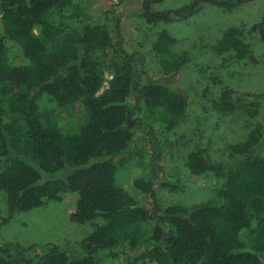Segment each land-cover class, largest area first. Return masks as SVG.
I'll use <instances>...</instances> for the list:
<instances>
[{"label": "trees", "instance_id": "16d2710c", "mask_svg": "<svg viewBox=\"0 0 264 264\" xmlns=\"http://www.w3.org/2000/svg\"><path fill=\"white\" fill-rule=\"evenodd\" d=\"M252 1L199 0L178 16L184 20L193 15L202 2L232 10ZM0 16V198L6 210L3 215L0 207V232L16 214L42 208L66 193L78 196L72 222L92 227L79 243L81 254L72 256L54 243H3L0 264H120L128 249L141 250L137 258H129L130 264H264L261 129L226 146L224 163L214 162L208 149L188 153L189 172L214 186V195L203 204L162 209L151 178L135 179L132 191L117 185V158L129 150L138 123L158 160V137L186 117L192 96L171 80L190 57L172 51L177 40L169 32L162 31L153 44L164 77L138 84L133 56L116 47L108 29L120 30L117 20L73 29L60 19H79L74 0H0ZM164 16L145 13L151 24ZM260 28L264 43V16ZM218 46V51L232 53L227 60L238 64L253 52L238 27L227 29ZM16 53L25 64L12 62ZM108 72L113 76L110 87L100 93ZM233 94L231 89L223 93L221 111H237ZM44 98L66 110L81 107L85 124L64 133L47 117ZM67 169L73 170L67 178L43 181V176Z\"/></svg>", "mask_w": 264, "mask_h": 264}, {"label": "rangeland", "instance_id": "374dc122", "mask_svg": "<svg viewBox=\"0 0 264 264\" xmlns=\"http://www.w3.org/2000/svg\"><path fill=\"white\" fill-rule=\"evenodd\" d=\"M196 1L199 0H74L79 8V19L59 18L79 30L86 24L107 25L112 20L119 21L120 30L111 26L108 29L112 31L116 47L133 56L138 84L156 82L164 77L160 60L153 51V44L162 31L169 32L177 40L171 48L174 53H189L190 61L171 81L192 97L188 96L190 103L185 119L173 131L158 137L160 158L155 159L152 140L145 137L144 127L136 121L139 115L133 118L138 123L135 140L129 150L117 158L120 164L117 185L132 191L135 179H153L162 209L172 205H200L215 193L209 179L194 176L187 169L189 152L208 149L210 158L220 164L226 160L222 154L226 146L244 141L255 128L264 134V43L260 28L264 0H253L232 10L202 2L193 15L184 20L179 18L178 11L182 12ZM147 11L161 16L169 13V16L151 24L145 19ZM231 27L241 29L243 39L253 49L251 58L243 64L227 60L231 52L218 51L223 33ZM3 32L0 19V37ZM11 59L15 65L26 63L20 53ZM106 75L112 76L109 72ZM227 89L234 92L232 101L238 108L234 113H225L219 108ZM42 105L48 112L47 117L64 133H74L86 122L87 115L81 107L62 109L47 98ZM130 105L133 106L132 101ZM261 147L260 152L264 154V141ZM72 172L67 169L46 175L43 181L65 179ZM169 185L182 190L172 191ZM77 199V194L66 193L60 200L48 202L42 208L16 214L3 225L0 245L54 243L72 256L81 254L79 243L91 233L92 227L72 222ZM0 207L6 215L2 198ZM152 214L155 222L156 215ZM140 252L128 249L126 256L120 255V264H130L129 258L134 260Z\"/></svg>", "mask_w": 264, "mask_h": 264}, {"label": "built area", "instance_id": "2783aa9c", "mask_svg": "<svg viewBox=\"0 0 264 264\" xmlns=\"http://www.w3.org/2000/svg\"><path fill=\"white\" fill-rule=\"evenodd\" d=\"M112 79H113V76H108V75L105 76V80L103 82V85H102L100 93H102L103 91L109 89L110 82L112 81Z\"/></svg>", "mask_w": 264, "mask_h": 264}, {"label": "water", "instance_id": "95a60500", "mask_svg": "<svg viewBox=\"0 0 264 264\" xmlns=\"http://www.w3.org/2000/svg\"><path fill=\"white\" fill-rule=\"evenodd\" d=\"M178 15V14H177Z\"/></svg>", "mask_w": 264, "mask_h": 264}]
</instances>
